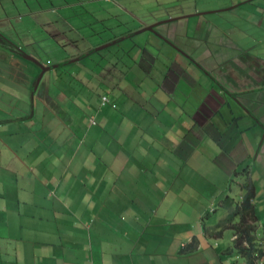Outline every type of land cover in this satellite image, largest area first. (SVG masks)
Returning <instances> with one entry per match:
<instances>
[{
	"label": "crops",
	"instance_id": "1",
	"mask_svg": "<svg viewBox=\"0 0 264 264\" xmlns=\"http://www.w3.org/2000/svg\"><path fill=\"white\" fill-rule=\"evenodd\" d=\"M243 170L264 0H0V264H244Z\"/></svg>",
	"mask_w": 264,
	"mask_h": 264
},
{
	"label": "trees",
	"instance_id": "2",
	"mask_svg": "<svg viewBox=\"0 0 264 264\" xmlns=\"http://www.w3.org/2000/svg\"><path fill=\"white\" fill-rule=\"evenodd\" d=\"M242 199L235 205L222 225L216 228L218 235L226 228L234 231V249L244 264H264V230L260 234L254 209V186L246 170L241 173Z\"/></svg>",
	"mask_w": 264,
	"mask_h": 264
},
{
	"label": "water",
	"instance_id": "3",
	"mask_svg": "<svg viewBox=\"0 0 264 264\" xmlns=\"http://www.w3.org/2000/svg\"><path fill=\"white\" fill-rule=\"evenodd\" d=\"M148 30H153V28L152 27H150V28H147ZM36 64L38 65V66H40V68H41V73H40V75H39V77L37 78V82H39V80L41 79V77H42V75L44 74V72L46 71V70H49V68H46V67H44L42 64H40L39 62H36ZM38 84V83H37Z\"/></svg>",
	"mask_w": 264,
	"mask_h": 264
},
{
	"label": "built area",
	"instance_id": "4",
	"mask_svg": "<svg viewBox=\"0 0 264 264\" xmlns=\"http://www.w3.org/2000/svg\"><path fill=\"white\" fill-rule=\"evenodd\" d=\"M108 97L106 95H102L101 96V102H102V105L106 104L108 102Z\"/></svg>",
	"mask_w": 264,
	"mask_h": 264
}]
</instances>
